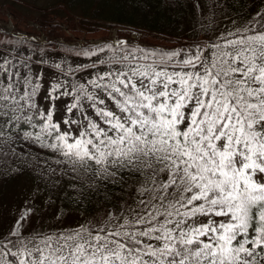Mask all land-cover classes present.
<instances>
[{"label": "snow or ice", "instance_id": "snow-or-ice-1", "mask_svg": "<svg viewBox=\"0 0 264 264\" xmlns=\"http://www.w3.org/2000/svg\"><path fill=\"white\" fill-rule=\"evenodd\" d=\"M132 6L170 47L0 28V264H264V0Z\"/></svg>", "mask_w": 264, "mask_h": 264}, {"label": "trees", "instance_id": "trees-1", "mask_svg": "<svg viewBox=\"0 0 264 264\" xmlns=\"http://www.w3.org/2000/svg\"><path fill=\"white\" fill-rule=\"evenodd\" d=\"M55 5L50 7L49 12L43 11L46 9L39 10L41 11L39 14L41 21L44 24L40 25L38 29H34L27 24L21 25L22 23H16L15 29L17 31L24 30L26 33L35 36L50 33L53 37H60L65 40L94 36H96L95 38H104L108 37L109 30L112 28H116L114 34H117L122 28L128 27L136 29L138 34L140 32L150 33L143 37L140 36L144 40L167 46H171V44L164 38V34L171 33L173 42L177 35L173 21L168 14L158 12L155 8L149 12L141 7H133L132 0H58ZM76 8L79 11L77 12L78 20L75 22L72 12ZM45 13L47 15L52 14L55 19L62 18L63 22L69 23V25H66L67 30L58 28V32L54 34L50 25L55 27L58 25L52 21L48 23L44 18ZM0 17H2L1 14ZM162 17H165V19H162ZM53 43L56 44L55 41ZM60 46L69 48V46L62 44ZM65 54L67 55V53Z\"/></svg>", "mask_w": 264, "mask_h": 264}, {"label": "rangeland", "instance_id": "rangeland-1", "mask_svg": "<svg viewBox=\"0 0 264 264\" xmlns=\"http://www.w3.org/2000/svg\"><path fill=\"white\" fill-rule=\"evenodd\" d=\"M58 3V0H0V14L2 17H0V28L5 30H12L15 28L16 23H22L21 25L27 24L30 25L34 29H38L40 25H43L44 23L41 21L40 12L39 10H43L46 12H49L50 7L56 6L55 4ZM65 4V3H64ZM54 10V9H53ZM79 10L76 8L74 9L73 15H74V21L76 22L78 20V12ZM63 17V16H61ZM44 18L48 21L56 23L57 27H52V31L55 33L58 32V28H62L64 30H67V26L69 23L63 22L62 18L55 19V17L51 15L44 14ZM162 19H165V17H162ZM114 30L116 28H112L109 30V35L113 36ZM21 33H26L24 30H20ZM67 34L70 35V33L67 32ZM0 35H3V33H0ZM45 35L40 34L36 37H39L41 40H43V37ZM55 36V35H54ZM74 36V35H73ZM94 37H88V38H72V39H62L60 37L59 41H56V47L57 50L64 52L66 47L60 46V44L64 46H78L79 44H83L85 42H91V41H97L101 38H95ZM6 38V35L4 36ZM129 39H139L141 43L146 45H157L155 43H152L150 41L144 40L140 37V35L137 32H134L132 36L129 37ZM75 41L76 44L74 45L72 42ZM160 45V44H159ZM165 47H170L165 44H163ZM66 53V52H65ZM26 186V181L23 177L14 180V181H8L5 182L3 185H0V192L3 194V199L6 204H12V203H18L17 197L21 194V192L24 190Z\"/></svg>", "mask_w": 264, "mask_h": 264}]
</instances>
